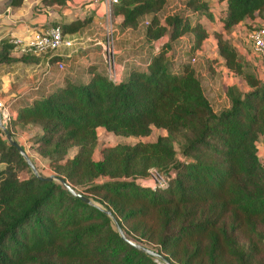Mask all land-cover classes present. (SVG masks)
<instances>
[{
  "label": "trees",
  "instance_id": "trees-1",
  "mask_svg": "<svg viewBox=\"0 0 264 264\" xmlns=\"http://www.w3.org/2000/svg\"><path fill=\"white\" fill-rule=\"evenodd\" d=\"M67 1L41 3L64 7ZM217 1H224L220 27L208 31L198 18L191 20L195 13L213 19L205 0H186L183 12L163 18L166 0H119L111 17L119 16L120 26L134 28L147 20L146 42L168 39L147 64L130 68L118 81L90 68L87 82L66 80L18 105L5 124L10 134L16 126H35L28 148L47 161L52 174L109 210L126 238L147 248L144 243L156 245L150 249L172 264H264V161L257 155L264 136V80L225 38L236 25H250L247 20L257 19L255 27L260 26L264 0ZM21 3L9 1L12 7ZM87 21L47 26L71 34ZM184 34L191 36L189 51L212 35L225 69L248 87L227 85V108L213 110L189 64L171 71V42ZM12 50L0 43V63L42 65L56 59L52 50L36 55ZM98 128L121 137H145L153 128L164 134L104 145L95 159ZM151 169L163 176V185L137 182ZM0 264L162 263L121 239L103 211L60 183L33 175L0 133Z\"/></svg>",
  "mask_w": 264,
  "mask_h": 264
},
{
  "label": "crops",
  "instance_id": "crops-1",
  "mask_svg": "<svg viewBox=\"0 0 264 264\" xmlns=\"http://www.w3.org/2000/svg\"><path fill=\"white\" fill-rule=\"evenodd\" d=\"M9 1L10 0H0V43L2 41L7 42L11 37L27 39L37 29L47 26L48 23L52 21L69 22L76 18H88V21L79 30L68 34L74 39L76 37L79 39L85 37L84 42L80 41L78 44L79 46L75 48H73L74 45L68 48L61 47L59 50L53 52V55L56 56L54 61L45 62L42 65L18 61L40 67L41 70L43 69V73L44 70H47V72L43 74L42 82L41 84L39 82L37 89H31L35 84L31 85V81L26 84V86H22L17 94L12 95L4 101L8 105L10 116L15 115V109L18 105L30 104L34 98L47 94L55 87L64 84L66 80L75 83L87 82L90 75V68L105 74L99 48L102 30L105 28V26L103 28L104 21H109L110 24H112V29H114L113 41H116L115 45H113L114 60L121 78L124 77L130 68H143L147 64L150 56L156 53L168 40L166 36H163L157 40L146 42L144 38L145 26L142 24L143 20L134 28L122 27L120 26L121 19L119 16L106 17L102 5L92 0H68L63 7V15L76 12V16L71 18L61 15L62 13L58 11L56 13H52L50 10L47 11L46 9H48V6H42L40 0H22V3L16 7L9 5ZM205 1L209 2V0ZM171 2L172 4H170ZM185 2L186 0H166L160 13L162 18L166 15L183 12L185 9ZM220 4L223 5V9L224 1H221ZM173 5H176V8H171ZM36 6H40L42 9L40 10L39 7L38 10ZM196 18L201 21L205 17L198 13L191 14L192 22L196 20ZM263 23L264 22H262V24ZM241 25L242 24H238L235 28H239ZM208 31H211V29ZM211 37L212 35H208L203 40L200 48L193 51H189L192 43L190 35L184 34L178 37L171 42L170 57L168 59L172 62L173 66L176 67L177 71L183 64H189L193 68L195 75L200 81L204 95L210 102L213 110L217 112L229 106V101L224 93V89L227 85L236 84L241 91H247L248 87L241 78L233 76L225 69L222 59L216 54L214 38L213 48L208 51L203 48V45L207 43L208 40L211 42ZM118 39L126 40L128 44H118ZM249 48L251 50V47ZM80 49H83V51ZM13 51L15 52L13 55L20 54L15 50ZM239 53L243 54V51L240 50ZM251 54H253L252 51L250 52V57H252ZM255 57L258 56L256 55ZM191 58L194 59L193 62H190ZM255 59L256 61L254 60L252 64L259 68H264V62L258 60V58ZM56 61H61L63 63V69H57L55 65ZM210 99H212V101ZM28 126L33 127L36 131V127L30 124L22 127L16 126L15 131L19 132L18 129ZM258 144V158L264 160V136L260 138Z\"/></svg>",
  "mask_w": 264,
  "mask_h": 264
},
{
  "label": "rangeland",
  "instance_id": "rangeland-1",
  "mask_svg": "<svg viewBox=\"0 0 264 264\" xmlns=\"http://www.w3.org/2000/svg\"><path fill=\"white\" fill-rule=\"evenodd\" d=\"M208 3L210 4V5H208V7H209V9H211L210 12L213 14V19L207 20V18L206 19L203 18L201 20V22L204 23V26L208 30L212 29V28L218 29L220 27L219 22H218V17H219L220 10H222L223 5H221L220 4L221 2H219L217 0H209ZM170 4H172V2ZM175 6L176 5H173L171 8H176ZM39 7L40 6H36L37 9ZM39 9L41 10L42 7H40ZM46 10L47 11L50 10L52 13H56L58 11V12L62 13L61 15H63V12H64V8L58 7V6H48V9H46ZM63 16H68V18L75 17L76 12H71L69 15L65 14ZM160 17H162L161 14H160ZM247 23L250 25L247 26L245 24H242L241 25L242 27L241 26H239V28L234 27V29L232 28L231 31L226 32L225 38L230 42V44L234 45V47L238 50V52L240 50L243 51V54L242 53H240V54L248 62H250V64L254 67L256 74L262 80H264V68H259L258 66L252 64L254 60L256 61L255 58H258V60L264 62V56L255 57L256 55L254 56V53H253V54H251L252 57H250L251 50L249 48L250 42H249L248 35H249L250 31L257 25L258 20H253V21L247 20ZM107 25L112 26V24H110L109 21H106V22L104 21L103 22V28H104V26H107ZM260 25H262V23ZM113 36H114V29H113L112 37ZM84 38L79 39L76 37L74 39L72 37L73 45H74L73 48L79 46L78 44L80 43V41L84 42ZM103 39H104V29L102 30L101 42L104 41ZM115 42L116 41H113V45H115ZM117 42H118V44H121V45H127L128 44V43H126L127 41L123 40V39H118ZM99 48H100V44H99ZM114 48H115V46H114ZM203 48L207 49V51L210 50L211 48H213V37H211V42H209V40H208L207 43H205L203 45ZM241 48H243V49H241ZM80 50L83 51V49H80ZM11 53L15 54V52L13 50L11 51ZM247 56H248V58H247ZM169 57H170V55H169ZM170 69H171V71L176 72V67L171 66ZM42 76H43V69L41 70L40 67L31 65V64H26L25 62L23 63V62H18V61H8V62L0 63V101L4 102L9 97H11L12 95L17 94L22 86H24V85L26 86V84L30 83L31 81H32L31 85L34 83H37V82L38 83L40 82V84H41ZM202 84H203V82H202ZM210 100L212 101V99H210ZM18 130H19V132L15 131V129H14L13 133H11V136L18 144H20L24 148L25 152L28 154L29 158L31 159V161L34 164L38 173L43 175V176H47V175L52 174V171L50 170V168L47 165V161L44 159H40L38 156H36L35 153H33L28 148V145H29L28 138L30 141L31 140L30 136L33 135V133L35 132V129L31 126H28V127H24L22 129H18ZM0 133L2 136H4V134L2 133L1 130H0ZM161 134H164L163 130L153 128L152 132L148 136H145V137H121V136H114L113 134L106 132L101 128H98L97 129V142H96V147H95V150L93 153V157L95 159L99 158L100 149L104 145L105 146L106 145H114L116 143L133 144L137 141H153L158 135H161ZM259 140H258V143H259ZM258 143H257V147L259 145ZM173 146L176 150L177 159L182 160L183 156L180 154V151L178 150V145L176 143H174ZM74 150H75L74 148L70 149L68 151V155L70 156L74 152ZM26 176H27V172H25V171L20 172V178H25ZM101 180L102 179L98 178V179H96V182H100ZM137 182L143 183V184H148L149 183L148 177H147V179H144V180H137ZM81 193H83V192H81ZM93 202H95V201H93ZM96 204H98V203H96ZM144 244L150 248L156 247V245H154V244H149V243H144Z\"/></svg>",
  "mask_w": 264,
  "mask_h": 264
},
{
  "label": "built area",
  "instance_id": "built-area-1",
  "mask_svg": "<svg viewBox=\"0 0 264 264\" xmlns=\"http://www.w3.org/2000/svg\"><path fill=\"white\" fill-rule=\"evenodd\" d=\"M98 2L103 7V12L106 17L111 16V7L117 4L119 0H92ZM142 24L145 26L147 20H143ZM113 29L111 25H107L104 28V41L100 44V55L104 65V72L108 79L111 81H118L121 79L119 70L114 60V50H113ZM249 42L251 51L257 56H264V24L253 28L249 35ZM16 52L20 54H40L46 50H52L53 52L60 49L61 47H72L73 39L68 34H63L61 29L56 25L45 26L37 29L30 37L27 39H22L19 37H11L7 40ZM194 59L191 58L190 62ZM55 65L57 69H63V63L61 61H56ZM47 70H44L45 74ZM38 82L31 88L35 90L38 88ZM10 114L8 110V105L5 102L0 101V120L6 123L9 120ZM264 161V160H261ZM148 184L141 183L142 186H149L154 188L155 186H160L165 183V179L162 175L157 173L154 169L149 170L148 174Z\"/></svg>",
  "mask_w": 264,
  "mask_h": 264
},
{
  "label": "water",
  "instance_id": "water-1",
  "mask_svg": "<svg viewBox=\"0 0 264 264\" xmlns=\"http://www.w3.org/2000/svg\"><path fill=\"white\" fill-rule=\"evenodd\" d=\"M0 130L4 134V137L7 140V142L17 149L18 153L20 154V156L22 157V159L24 160V162L28 166L29 170L33 173V175H35L39 179H43V180H47V181H52L53 180V181H56V182L60 183L63 186V188L66 191H68L71 195H73L74 197H78L81 200H83L85 203H87L89 205H92L94 207H97L98 209L103 211L110 218V220H111V222L113 224V227H114L115 231L117 232V234L119 235V237L121 239H123L126 243L130 244L131 246H133L134 248L140 250L141 252L147 254L148 256H151V257L157 259L162 264H172V262H170L168 259H166L160 253H157V252H155L154 250H152L150 248H147V247H145V246H143L141 244L135 243V242L129 240L128 238H126L124 236V234H123V231H122L120 225L118 224V221L111 214V212L109 210L100 207L98 204L93 202L88 196H86V195L78 192L74 188H72L64 179H62L61 177H58V176H56L54 174H50V175H47V176H41L38 173V171L36 170L34 164L32 163L31 159L29 158L28 154L25 152L24 148L12 138L10 132L6 128V124L4 122H2L1 120H0Z\"/></svg>",
  "mask_w": 264,
  "mask_h": 264
}]
</instances>
